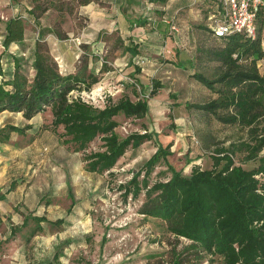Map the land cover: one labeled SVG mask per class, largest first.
<instances>
[{
	"label": "trees",
	"instance_id": "16d2710c",
	"mask_svg": "<svg viewBox=\"0 0 264 264\" xmlns=\"http://www.w3.org/2000/svg\"><path fill=\"white\" fill-rule=\"evenodd\" d=\"M27 1L29 8L3 25L0 52L9 49L14 52L11 53L12 72L0 82V115L20 114L25 123L37 116L48 118L49 131L68 145L71 153L83 155L80 160L84 170L103 180L102 188L122 179L117 186L119 192H123L122 199L134 201L135 212L144 218L142 221L159 222L165 237L175 242L171 243L168 264H264V5L256 11L255 37L235 32L216 38L209 28L208 18L218 14L221 1L199 0L197 4L205 20V26L200 29H204L208 39L218 43L205 51L198 66L193 64L196 70L190 74L210 97L186 107L198 111L202 117L205 128L199 135L204 148L212 149L208 153L211 167L193 166L184 174L167 160L171 145L158 146L140 169L119 178L114 172L126 152L152 141L147 132L131 133L124 138L116 132L119 118L141 121L148 114V101L143 94L139 98L136 92L137 87L143 89L139 80L131 74L134 83L127 86L136 95L135 100L126 94L116 102L108 99L103 108H98L80 97L70 98L75 91L89 92L96 87L111 67L106 61L99 69L89 67V56L85 54L80 64L68 72L61 68L45 41L49 34L59 41L68 40L60 23L41 27L37 32L26 29L28 23L40 26L50 10L60 14L65 9L72 13L75 8L101 5L102 1ZM146 1L164 7L170 0ZM158 14L164 15L162 11ZM137 22L139 27L148 24L147 18ZM163 22L157 24L159 33L167 37L171 25ZM116 45L131 58L139 54L137 45H126L121 37ZM81 48L87 50L88 46L83 44ZM134 72L139 74L140 69L135 68ZM161 88L159 81H153L148 97L157 96ZM213 122L234 129L237 137L216 141L208 131ZM6 126L0 130L2 141L11 138L10 132L23 135L25 129L30 128ZM95 141L101 145L91 149ZM161 161L166 170L156 172ZM249 164L254 166L246 169ZM2 200L4 195L0 193ZM68 214L74 215V212ZM30 219L35 226L29 236H25L26 240L42 232L38 222L46 220L43 216L25 217L22 225ZM3 221L0 213V226ZM62 224L71 223L59 225ZM20 229L10 227L5 240L12 239ZM70 243L67 240V245ZM63 249L55 250L51 259L39 264H61Z\"/></svg>",
	"mask_w": 264,
	"mask_h": 264
},
{
	"label": "rangeland",
	"instance_id": "374dc122",
	"mask_svg": "<svg viewBox=\"0 0 264 264\" xmlns=\"http://www.w3.org/2000/svg\"><path fill=\"white\" fill-rule=\"evenodd\" d=\"M101 1L102 11L92 10L90 5L75 8L72 13L65 9L60 14L50 10L40 26L28 23L26 29L37 32L41 27L60 23L68 40L56 41L49 34L45 41L62 57L56 59L61 68L67 63L78 66L85 54L89 56V67L99 69L104 61L111 67L90 92L75 91L70 98L79 96L98 108H103L108 99L116 102L126 94L135 100L136 95L127 86L134 83L131 74L139 80L143 89L137 87L136 92L139 98L144 96L148 101V114L141 121L119 118L116 132L122 138L135 132H147L152 141L145 142L136 151L129 149L114 173L119 178L128 177L143 166L158 146L167 145H171L167 160L184 174L197 165L202 169L210 168L212 162L208 153L212 149L204 148L199 135L205 128L202 117L198 111L186 107V104L204 102L210 97V93L190 76L196 70L193 64L198 66L199 58L205 57L207 50L218 43L208 39L204 29H200L205 26L204 17L200 22L198 17L187 18L182 13L178 19H172L173 14H158L163 7L146 0H123L113 4ZM28 8L27 0H0V49L4 23L22 13L21 9ZM144 18L148 24L137 26V20ZM161 22L175 28L168 30L167 37L159 33L157 24ZM118 37L124 39L126 45H137L139 54L131 58L117 49ZM83 44L88 46L87 50L81 48ZM13 52L12 49L0 52V82L7 79V69L13 66ZM135 68L140 69L139 74L134 72ZM155 80L162 88L157 96L149 98L151 83ZM19 117L0 116V130L6 125L18 129L30 127L23 135L10 132L8 141L0 140V193L7 188L13 191L4 193L7 196L3 194L4 200L0 201L4 219L0 226V264L43 263L60 247L64 248L61 264H168L171 243L175 242L165 237L159 222L142 221L144 218L135 212L137 204L134 201L122 199L123 192L117 189L122 179L102 188L103 180L84 170L80 160L83 155L71 153L69 146L49 131L48 118L25 123ZM208 131L218 142L237 137L234 129L216 122ZM99 145L101 143L95 141L91 149ZM158 166L156 172L166 170L162 161ZM253 166L249 164L245 168ZM14 191H18L16 197ZM75 204H81L82 210L88 212L83 211L81 217L70 215L72 224L69 227L59 225ZM36 210L40 211L39 216ZM31 215L43 216L46 220L38 222L42 232L26 240L25 236H29L35 223L30 219L23 226L22 222ZM10 227L21 229L12 239L5 240ZM67 240L71 241L68 245Z\"/></svg>",
	"mask_w": 264,
	"mask_h": 264
},
{
	"label": "built area",
	"instance_id": "2783aa9c",
	"mask_svg": "<svg viewBox=\"0 0 264 264\" xmlns=\"http://www.w3.org/2000/svg\"><path fill=\"white\" fill-rule=\"evenodd\" d=\"M220 1H221V9L220 11H218V14H212L208 18L209 28L211 29L213 36L216 38H221L236 32V33H243L251 38L255 37L256 35L255 15L257 9L260 6L264 5L263 0H220ZM20 17L23 19L25 18L24 16H20ZM1 19H3V16H1ZM171 29L175 30L173 26L171 27ZM77 45L78 46L80 45L79 40L77 42ZM82 92L86 94L88 93L86 91H82ZM73 98H77V97H73Z\"/></svg>",
	"mask_w": 264,
	"mask_h": 264
},
{
	"label": "crops",
	"instance_id": "0c3cea01",
	"mask_svg": "<svg viewBox=\"0 0 264 264\" xmlns=\"http://www.w3.org/2000/svg\"><path fill=\"white\" fill-rule=\"evenodd\" d=\"M119 1H123V0H106L104 2H108L109 4H113L115 2H119ZM136 2L138 1H143V0H134ZM199 3V0H170L163 8H162V12L164 13V15H170V14H173V17L172 19H178V15L181 16L182 13L185 14V16H187V18H190V16H193L194 18L198 17L199 18V21L203 19V15L200 13V8H198L197 4ZM89 7L92 8V10H95V11H102L101 10V6L100 5H94V4H91ZM17 10V9H15ZM24 9H21V12H23ZM201 22V21H200ZM113 30H116V29H113ZM112 30V31H113ZM182 35V33L180 34V36ZM54 38V37H53ZM56 40V39H55ZM58 41V40H56ZM52 53L53 55L57 58L61 57L59 55V53H55V50L52 49ZM62 58V57H61ZM63 62L66 64V61H65V58L62 59ZM180 65V64H178ZM74 67L75 65H72L71 63H67V65H65V69L68 70V72L74 70ZM9 72L7 73V75L9 76L12 72V69L11 67L9 69ZM183 71V68L181 69ZM1 115H8V116H12L13 114H10V113H3ZM0 115V116H1ZM16 115H19L20 117V120L22 122V118H21V115L20 114H16ZM42 118L37 116L35 117L34 119H32L30 122H39ZM73 158V157H72ZM13 191H10V189L7 188V190L4 192V193H7V194H10L12 193ZM3 193V194H4ZM14 193L16 194L15 197L17 196V193L18 191H14ZM7 194H4L7 196ZM81 204H75V207L76 208L75 210L73 209L72 212H74V215L78 216V217H81L82 213L84 210H82V206H80ZM6 208V207H5ZM8 210V209H6ZM86 210V209H85ZM39 210H36V213L37 216H39ZM1 213V212H0ZM2 214V213H1ZM70 215L68 214L67 216H65V218L63 219V223H71L72 224V220L69 218ZM63 225V224H62ZM64 227H66L65 225H63ZM71 226V225H69ZM67 226V227H69Z\"/></svg>",
	"mask_w": 264,
	"mask_h": 264
},
{
	"label": "bare ground",
	"instance_id": "6f19581e",
	"mask_svg": "<svg viewBox=\"0 0 264 264\" xmlns=\"http://www.w3.org/2000/svg\"><path fill=\"white\" fill-rule=\"evenodd\" d=\"M158 107H159V105H158ZM142 146H144V145H142ZM145 148V147H144ZM139 149H141L140 147H139ZM138 150V149H137ZM136 151V150H135ZM147 151V150H146ZM127 154H130V153H127ZM145 154V153H144ZM127 156V155H126ZM134 156V155H133ZM142 156V155H141ZM143 157V156H142ZM131 159V158H130ZM134 160V159H133ZM140 161V160H139ZM137 163H138V161H137Z\"/></svg>",
	"mask_w": 264,
	"mask_h": 264
}]
</instances>
